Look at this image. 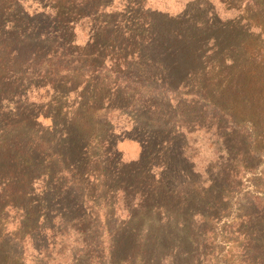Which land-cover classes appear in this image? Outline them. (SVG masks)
I'll use <instances>...</instances> for the list:
<instances>
[{
    "label": "trees",
    "instance_id": "obj_1",
    "mask_svg": "<svg viewBox=\"0 0 264 264\" xmlns=\"http://www.w3.org/2000/svg\"><path fill=\"white\" fill-rule=\"evenodd\" d=\"M164 1L0 0V264H264V0Z\"/></svg>",
    "mask_w": 264,
    "mask_h": 264
},
{
    "label": "rangeland",
    "instance_id": "obj_2",
    "mask_svg": "<svg viewBox=\"0 0 264 264\" xmlns=\"http://www.w3.org/2000/svg\"><path fill=\"white\" fill-rule=\"evenodd\" d=\"M187 1V0H186ZM164 3L168 6H170V10L175 12V10H181V8H179V6L176 5V1L175 0H165ZM157 8L161 9V5L158 6ZM173 13V12H172ZM119 130L123 127V123L119 124ZM211 154L212 151L209 148V146H205V148H203L200 151V157L197 159V161L195 162V166H196V170L197 171H201V169L203 168V166L206 167L209 166L208 162L206 160H209L211 158ZM211 165V163H210ZM206 178L205 176L203 177L202 181H205Z\"/></svg>",
    "mask_w": 264,
    "mask_h": 264
}]
</instances>
